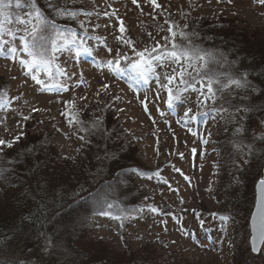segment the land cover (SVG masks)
Returning <instances> with one entry per match:
<instances>
[{"label":"rangeland","instance_id":"rangeland-1","mask_svg":"<svg viewBox=\"0 0 264 264\" xmlns=\"http://www.w3.org/2000/svg\"><path fill=\"white\" fill-rule=\"evenodd\" d=\"M69 1L82 5L80 11L92 14H78L75 18L78 25L64 29L76 34L77 44L56 52L54 56L49 53L52 56L50 75L43 68L32 73L21 67L19 62L0 58V90L6 91V97L0 100V139L11 143V147L0 145V167L4 160L27 152L26 147L37 140L44 148L51 143L60 155V161L49 180V190L61 183L84 191L90 189V181H100L104 175L111 178L108 166L90 160L95 153L97 157H100V152L105 155L106 144L110 150L118 149L119 153H125L123 159L129 161L126 167H138L139 171L148 172L144 176L136 173L135 176L127 174L115 180L111 178L112 183L116 182L109 191L111 197L126 201L127 205L137 204L144 211L128 210L121 217L130 218L123 221L112 218L117 217L112 214L91 219L90 236L87 234L86 238L92 246L100 248L95 263L133 264V259L142 258L152 259L154 262L151 264H264V244L257 256H253L250 250V216L245 214V210L251 204L249 212L253 211L252 192H241L236 196L234 192L240 191L244 184L233 187L238 179L249 177V183L254 178H257L256 183L261 179L264 118L254 119L253 130L248 136L255 151L249 158L247 145L235 144L230 151L226 149L228 164L233 160L230 165L234 172L230 174L234 177L231 178L232 175L221 174L222 165L218 162L222 160V153L216 154L215 144L220 132L225 130L231 136L245 137L244 127L240 125L243 117L239 112L216 113L213 107L217 103L211 101L207 105L209 110H205V106L199 103V92L191 89L183 92L186 102L183 105L177 103L170 110L166 104L167 91L161 85L167 84L165 74H171L173 68L179 71L177 65L166 63L165 67H157L160 79L150 76L147 84L130 81L127 71L116 76L107 67L109 60L115 62L118 49L130 60L138 59L132 47L124 44L123 40L130 39L136 51L148 49L151 52L158 45L162 46L160 51L164 47L170 50L173 39L168 31L170 25L177 33L178 45H186L188 39L193 41L194 37L203 34L200 32L202 29L206 34L202 36L204 42L194 45L201 49L210 48L206 44L213 42L212 27H208L211 23L225 26L223 29L234 27L258 34L254 40L262 43L264 35L259 34L264 30V4L259 0H232L231 3L229 0H156L159 5L156 7L150 0H137L135 4L133 0ZM121 21L125 29L123 33L120 31ZM15 26L6 24V27ZM181 32L188 39H181ZM81 41L91 54L82 50L79 55L75 54ZM16 44L20 46L19 41ZM108 48L112 49L111 53ZM121 66L126 69L124 61H121ZM57 69L67 75H61ZM203 71L220 73L209 65ZM33 74L47 85V89L32 79ZM104 85L110 87L105 89ZM168 87L175 91L183 90L185 85L180 84L177 77L176 83ZM196 87L200 88V85ZM145 97L148 100L147 112L141 103ZM188 108L192 109L189 116L196 115L197 119L186 122L184 112ZM69 112L83 122L85 131H80L81 125L69 126L68 120L72 116L61 114ZM205 112L206 115H199ZM101 114L106 116L104 122L109 123V128L104 125V130L92 134L91 126ZM24 116L30 119L24 120ZM17 136L19 139L15 140ZM100 138L102 142L98 141ZM202 140L208 142L205 144ZM96 144H103V147L95 148ZM247 159L250 168L245 169ZM87 161L92 163L87 176L70 180L69 176H75L80 170L84 172ZM236 163L238 167L234 166ZM3 183L4 180H0V211L7 208L16 193H20L7 187L9 183ZM243 197L245 204L234 202ZM149 206L159 209L160 214L150 212ZM213 213L226 215L229 220L225 224L218 218L214 219ZM137 214L138 219L131 218ZM197 214L203 219V226ZM51 258L54 259L53 256Z\"/></svg>","mask_w":264,"mask_h":264},{"label":"trees","instance_id":"trees-1","mask_svg":"<svg viewBox=\"0 0 264 264\" xmlns=\"http://www.w3.org/2000/svg\"><path fill=\"white\" fill-rule=\"evenodd\" d=\"M36 3L41 12L48 16L58 28L73 29L71 25H78L76 19L56 16L50 7V3L78 12L80 8H83L82 5L73 4L69 0H36ZM6 11L13 18L18 13H23V9H15V7ZM218 25L211 23L208 26L212 27L211 38L213 37V42L206 44L210 48L205 49L221 62L209 63L208 65L219 70L222 81H226L228 75L237 78L244 75L248 85L242 88H236L232 85L219 92L216 99L221 100L220 102L216 100L217 104L213 107V109H217L223 106L230 109L228 112H236V114L239 112L243 117L240 125L241 128L244 127L245 137L231 136L225 130L223 133L220 132L217 145L215 144L216 154L222 153V160L218 162L222 165L221 174L231 176L230 173L234 172L230 165L233 160L228 164L229 156L226 149L230 151V148L235 144L247 145L249 151L247 158H249L251 153H254L255 146L249 140L248 135L253 130L254 119L264 118V39H261L263 41L261 43L254 40L258 34L253 35L247 30L235 29L234 27L223 29L225 26ZM200 32L203 34L194 37L193 44L204 42L202 36L206 34L202 29ZM247 34H250L251 37ZM263 35L264 30L259 36ZM222 54L224 57H220ZM214 87L216 86L214 85ZM237 108L241 110L237 111ZM245 108L247 111L243 110ZM205 110H209V108L206 106ZM105 117L101 114L97 119V121L103 122L102 130H104V125L107 129L109 128V123L104 122ZM102 137L105 139V135ZM48 141H51L50 136H48ZM98 141L102 142V139L100 138ZM113 146L115 145L113 144ZM101 147L103 144H96L95 146V148ZM104 147L107 151L105 155L100 152V157H97L95 153L91 155L90 158L92 159L90 160L108 166V175L112 174L110 177L113 180L127 174L136 175L133 169H138V167H126L128 165L126 162L129 161L123 159L125 153H119L118 149L110 150L106 144ZM26 148L28 149L27 152L4 160L0 167V177H2L0 180H4L2 185L9 183L7 187H10L11 190L20 191L7 204V208L0 211V264H48V261L49 264H101L94 261L100 248L92 246V242L86 238L87 234L90 236L89 222L91 223V219L99 216L104 217V215L97 214L100 209L98 211L97 208L93 207V197L98 195L106 197L107 202L111 203L113 207L104 210L119 217L125 215L128 210L138 209L139 206L137 204L127 205L126 201L111 197L109 191H112L116 182L112 183L113 180L107 175L95 183L90 181L91 187L88 190L78 191L71 184L62 185L61 183H57L60 185L57 188L49 190V180L53 176V170L58 166L56 163L60 161V155L54 150L51 143L44 148L39 140ZM127 148L129 150L128 146ZM91 164L90 161H87L84 172L80 170V173L69 176V179L76 180L80 177H86ZM248 165L249 160L247 159L244 165L245 169L250 168ZM234 166L238 167L239 165L236 163ZM147 172V170L140 171L143 176ZM233 177L234 175L231 176V178ZM249 179L248 177V179L244 178L241 181L240 179L236 180L233 187L239 183H243L244 186L240 191L234 192V195L251 191L250 199L252 200L253 196L251 201L253 207V191L257 178H254V181L251 180L250 183ZM228 180L230 179L228 178ZM222 189L221 193H224ZM234 202L245 204V197L243 199L238 198ZM250 205L245 210L248 217L251 213L249 212ZM138 215H135V218L138 219ZM51 256L54 257L53 260H51ZM153 262L152 259L143 260L142 258L132 260L133 264H151Z\"/></svg>","mask_w":264,"mask_h":264},{"label":"snow or ice","instance_id":"snow-or-ice-1","mask_svg":"<svg viewBox=\"0 0 264 264\" xmlns=\"http://www.w3.org/2000/svg\"><path fill=\"white\" fill-rule=\"evenodd\" d=\"M150 2L159 7L156 4V0H150ZM232 0H229L231 3ZM260 3L264 4V0H259ZM133 3H137V0H133ZM23 9V13H18L15 18H13L6 11L7 9ZM50 7L53 9L56 16L62 18H71L75 19L77 15H91L90 12L76 11L71 10L63 6H55L50 3ZM7 25L15 24V27H6ZM121 33L125 31L123 27V22L121 21ZM168 31L171 33L173 39L171 41V49L164 47L163 51H160L162 46L153 47L151 52L148 49L144 51H136L133 47V42L129 40H123V43L132 47L135 56L138 59L130 60V58L125 54L121 55L120 50H117V58L115 62L109 60L107 67L110 71L116 76H122L125 74V71L129 74L128 78L130 81H140L144 84L149 82L150 76H155L157 80L160 79V76L157 75V67H165V64H174L179 67V71L176 68L172 69L171 74H165L164 79L167 81V84H162L161 87L165 88L167 91V107L171 110L175 107L177 103L183 105L186 100L183 97V92H187L189 89L192 91H198L201 99H199L200 105L207 106L208 102L211 101L213 104L216 103V98L219 92H222L224 89L229 86L234 85L236 88L247 87L246 76L241 75L239 78L235 76L228 75L226 81L221 80V74L213 71H203L207 68L209 63H220L212 53L208 52L206 49H201L198 46L194 45L191 39L187 38V35L183 32L180 33L181 39H188L186 45H178L176 42L177 33L173 31V26L170 25ZM78 37L73 32H68L67 30L58 28L55 23L49 19L48 16L44 15L41 10L37 7L36 0H0V58H4L12 61L13 63L19 62L21 67L25 68L27 71L34 73L38 68L45 69L46 73L50 75V68L52 63V56L49 55L51 52L54 54L58 51L67 50L69 48L75 47L77 44ZM99 39V38H97ZM117 39H122L118 37ZM167 39V38H165ZM20 42V46L17 47L16 42ZM88 52L91 54V50L83 46V41L80 42V46L76 47V55H79L80 52ZM108 52L111 53L112 49L108 48ZM155 53V55H153ZM26 57L27 59H25ZM121 61L126 63L125 67L121 66ZM181 61L184 63L182 64ZM197 62H202L197 64ZM192 69V72L188 70ZM57 71L61 75H67L66 72ZM193 72L195 75H193ZM177 77H179V83L185 85L183 90H175L168 85L176 83ZM32 79L42 88L47 89V85L39 79L35 74L32 75ZM199 84L200 88H197L196 85ZM214 85L216 87H214ZM132 85L130 84V87ZM105 89L110 87L109 85L103 86ZM206 89V91H205ZM67 90V89H65ZM6 97V91L0 90V100H3ZM144 105L145 112L148 111L147 108V97L144 101H141ZM241 109L237 108V111ZM247 111V109H243ZM33 111H39V109H33ZM122 111V110H121ZM217 113L228 111L227 108L221 106L220 108L215 109ZM192 112L191 108H188L184 112V117L187 120L197 119L196 115L189 116V113ZM62 115L72 116V113H61ZM207 113H199V115H206ZM161 115L163 113L161 112ZM24 120L30 119L29 116H24ZM154 122V121H153ZM69 126L81 125L80 131H85V128L82 126L83 122L78 119V117L72 116L68 120ZM102 121H96L92 124L90 132L95 134L102 131ZM195 135V133H193ZM19 137H15V140H18ZM84 139V137H80ZM203 143H207V140H202ZM7 144L8 147H11L10 142H6L3 139H0V145ZM182 156V154H181ZM180 171L179 169H176ZM138 175H143L138 169H133ZM158 175V173H157ZM151 178V177H149ZM188 180V177H185ZM167 183V181H164ZM169 188L171 186L169 185ZM176 191L175 189H172ZM183 203V200H181ZM92 204L94 208L100 209L97 213L99 215L111 216V213L105 211L104 209H111L113 205L107 202L106 197L96 196L92 199ZM154 214H160V210L149 206L148 209ZM135 212H143V208L134 209ZM212 217L218 218L220 221L225 224L229 220V217L226 215H220L213 213ZM114 219H129L130 216L124 217H112ZM135 218V217H131ZM197 219H199L201 226H203L204 221L200 219L199 214H197ZM123 226V223L121 224ZM250 226L252 230V245L253 251H256L257 242L264 244V179L258 181L257 184V200L254 205V211L250 218Z\"/></svg>","mask_w":264,"mask_h":264},{"label":"water","instance_id":"water-1","mask_svg":"<svg viewBox=\"0 0 264 264\" xmlns=\"http://www.w3.org/2000/svg\"><path fill=\"white\" fill-rule=\"evenodd\" d=\"M261 179H264V159H263V169H262V173H261ZM257 184H258V182L254 186V205L256 204V200H257ZM253 211H254V207H253ZM253 211H252L251 215L253 214ZM251 215H250V218H251ZM248 225H249V233H250V240H249L250 250H251V253L253 255L257 256L259 254L260 249H261V247H262L263 244L257 242V244H256V251H253V245H252V230H251V226H250V219H249Z\"/></svg>","mask_w":264,"mask_h":264}]
</instances>
